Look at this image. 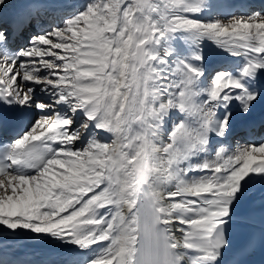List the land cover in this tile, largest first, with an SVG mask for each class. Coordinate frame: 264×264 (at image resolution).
<instances>
[{
	"label": "snow or ice",
	"instance_id": "1",
	"mask_svg": "<svg viewBox=\"0 0 264 264\" xmlns=\"http://www.w3.org/2000/svg\"><path fill=\"white\" fill-rule=\"evenodd\" d=\"M8 7L0 228L74 246L71 264H244L257 240L234 248L231 229L264 182V142L224 141L264 109V11L223 22L212 0ZM203 41L239 63L209 64Z\"/></svg>",
	"mask_w": 264,
	"mask_h": 264
},
{
	"label": "bare ground",
	"instance_id": "2",
	"mask_svg": "<svg viewBox=\"0 0 264 264\" xmlns=\"http://www.w3.org/2000/svg\"><path fill=\"white\" fill-rule=\"evenodd\" d=\"M69 0H56V2L62 4ZM80 0H70V2L78 4ZM219 7L216 12V16L221 18L223 22H227L230 16L234 14L238 15L239 12L238 5L248 4V5H256L261 0H213ZM33 3V0H10L9 7L6 12L9 15L18 11H24L25 6L29 7ZM231 10V11H230ZM231 12L228 14V12ZM235 15V16H236ZM250 15V14H249ZM229 16V17H228ZM240 16V15H238ZM203 48L207 55V61L211 65L215 64H231V63H239L236 58L229 57V55L221 51L219 48L215 46L210 41H203ZM213 55L214 57H212ZM252 118V119H251ZM264 121V109L257 106L253 109L252 113L248 116H237L233 121L232 130L234 131L237 127H242L243 129L248 128V123H253L255 120ZM241 128V129H242ZM255 143L264 142V131L257 132L254 134ZM225 145L228 146V141H224ZM235 148H229V150H234ZM259 155V153H257ZM264 204V182L255 181L252 183L249 189V196L245 201V204L241 210V214L237 217L236 223L233 224L232 229H245L250 230L252 226L249 225L248 219H245V215L249 213V210L256 209ZM126 211V209H125ZM0 237H4L3 241H7L9 243H13L17 245L20 249H24L25 253L33 254V252H44V257L48 258L49 256H64L65 260L71 261L76 257L78 253V249H75L74 246L71 245H63L58 241L53 240L51 237L37 236L27 230H17L13 232L12 230H7L0 228ZM44 264H49L45 262Z\"/></svg>",
	"mask_w": 264,
	"mask_h": 264
},
{
	"label": "rangeland",
	"instance_id": "3",
	"mask_svg": "<svg viewBox=\"0 0 264 264\" xmlns=\"http://www.w3.org/2000/svg\"><path fill=\"white\" fill-rule=\"evenodd\" d=\"M10 1V0H9ZM81 1V0H80ZM80 1L78 2V3H80ZM253 1V0H252ZM214 2V1H213ZM259 11V10H258ZM264 11V10H263ZM213 15V17L214 18H218L217 16H216V13H213L212 14ZM234 15H236V14H234ZM247 14H242V16H246ZM236 16H238V15H236ZM202 19H208L209 18V15L207 14V13H204L202 16ZM229 17V16H228ZM218 19H220L221 20V18H218ZM225 19H229V18H225ZM223 20V19H222ZM212 57H214L213 55H211ZM235 150V149H234Z\"/></svg>",
	"mask_w": 264,
	"mask_h": 264
}]
</instances>
